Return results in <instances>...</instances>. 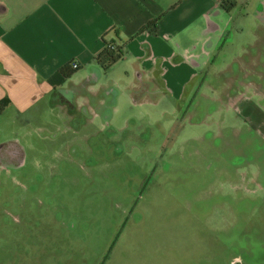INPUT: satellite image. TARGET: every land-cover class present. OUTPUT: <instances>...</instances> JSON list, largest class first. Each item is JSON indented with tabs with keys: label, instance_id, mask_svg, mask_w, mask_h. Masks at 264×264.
<instances>
[{
	"label": "rangeland",
	"instance_id": "obj_1",
	"mask_svg": "<svg viewBox=\"0 0 264 264\" xmlns=\"http://www.w3.org/2000/svg\"><path fill=\"white\" fill-rule=\"evenodd\" d=\"M235 2L182 100L79 89L4 125L0 264H264V0Z\"/></svg>",
	"mask_w": 264,
	"mask_h": 264
},
{
	"label": "crops",
	"instance_id": "obj_2",
	"mask_svg": "<svg viewBox=\"0 0 264 264\" xmlns=\"http://www.w3.org/2000/svg\"><path fill=\"white\" fill-rule=\"evenodd\" d=\"M153 19L154 33L139 31ZM228 24L217 0H0V100L8 101L0 132L53 94L81 107L88 96L76 94L79 89L100 103L115 94L112 106L117 93L143 104L157 99L151 93L182 100L198 72L209 68ZM261 35L253 36L250 67L264 56ZM104 41L125 42L122 57L107 69L93 61ZM72 61L78 70L61 80L57 71ZM234 62L243 71L238 54ZM103 71L112 78L95 87Z\"/></svg>",
	"mask_w": 264,
	"mask_h": 264
},
{
	"label": "trees",
	"instance_id": "obj_3",
	"mask_svg": "<svg viewBox=\"0 0 264 264\" xmlns=\"http://www.w3.org/2000/svg\"><path fill=\"white\" fill-rule=\"evenodd\" d=\"M219 2L220 7L225 11L228 12L232 8L235 7L236 2L235 0H217ZM158 19H153L148 22L145 26H143L139 31L148 30L151 33L155 32L156 24ZM225 35L221 38L223 39ZM125 45V42L122 44H116L114 41H104V46L102 49L93 57V61L101 68L107 69L111 65H113L117 60H119L122 55V48ZM78 69H71L70 64L60 68L57 71L61 80L69 78L73 73H75ZM8 101L6 98L0 100V111L7 105Z\"/></svg>",
	"mask_w": 264,
	"mask_h": 264
},
{
	"label": "built area",
	"instance_id": "obj_4",
	"mask_svg": "<svg viewBox=\"0 0 264 264\" xmlns=\"http://www.w3.org/2000/svg\"><path fill=\"white\" fill-rule=\"evenodd\" d=\"M70 67H71L72 69H76V68L79 67V64H78V62L72 61V62L70 63Z\"/></svg>",
	"mask_w": 264,
	"mask_h": 264
}]
</instances>
